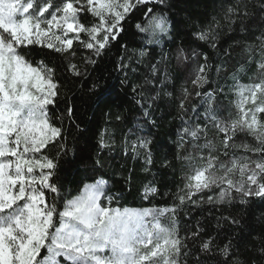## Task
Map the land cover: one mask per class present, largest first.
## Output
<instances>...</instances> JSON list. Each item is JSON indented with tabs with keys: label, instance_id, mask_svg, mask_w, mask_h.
<instances>
[{
	"label": "snow or ice",
	"instance_id": "snow-or-ice-1",
	"mask_svg": "<svg viewBox=\"0 0 264 264\" xmlns=\"http://www.w3.org/2000/svg\"><path fill=\"white\" fill-rule=\"evenodd\" d=\"M149 4L167 7V0H0V264H264V232L241 253L232 238L221 243L199 225L182 233L179 215L188 204L205 201L221 205L237 198L241 205L257 198L264 201V0H222L216 14L193 33L195 40L213 50H219L222 34H251L252 39L234 40L224 50L226 57L232 47H241L243 53L230 74L225 63L209 64L206 52L189 53L183 46L174 54L163 51V43L171 40L172 22L166 12ZM139 6L144 10L135 28L146 40L138 55L154 60L144 82L132 88L139 96L143 120L155 124L151 113L157 103H174L184 114L174 158L183 183L173 203L162 207L120 206L102 175L81 181L76 194L56 182L62 160L70 152L75 155L65 116L54 120L50 115V106L66 93L56 68L29 56L32 47L46 48L65 59L72 76L87 77V65L96 60L85 58L81 68L74 62L77 46L99 57L121 38L128 19L141 11ZM125 60L133 62L131 56H122V70L128 67ZM173 61L175 68H170ZM177 70L187 74L179 97L173 79ZM212 72L227 74L231 84L201 92L210 85ZM244 77L247 82H242ZM189 82L203 112L185 121L196 108L185 107L192 96ZM98 87L93 84L90 90ZM228 95L233 98L227 105L218 100ZM66 117L69 125L87 131L75 123L70 99ZM124 119L115 116L117 122ZM143 130L139 122L127 127L120 147L132 159L143 154L148 171L152 140L140 134ZM116 136L115 128L100 130L92 159L96 172L104 169L101 152L116 147ZM162 166L172 167L173 161L164 160ZM158 191L155 185H146L142 198ZM222 219L241 224L238 216Z\"/></svg>",
	"mask_w": 264,
	"mask_h": 264
},
{
	"label": "trees",
	"instance_id": "trees-1",
	"mask_svg": "<svg viewBox=\"0 0 264 264\" xmlns=\"http://www.w3.org/2000/svg\"><path fill=\"white\" fill-rule=\"evenodd\" d=\"M221 3L222 0H167V7H161L158 4L147 5V7L166 12L172 22L171 40H166L163 43V51L174 54L178 46H183L189 53L193 50L197 53L206 52L209 64L225 63L230 74L234 67L239 66L243 59V53L241 47H232L230 57H226L224 50L229 49L234 40L252 39L251 34L240 31H236L234 34H222L219 50L210 49L193 37V33L198 30L200 24L209 16L216 14ZM139 7L141 11L135 12L128 19L121 38L114 41L110 48L99 57H95L91 51L77 46L74 62L81 68L86 66L85 58L90 57L96 60L95 65H87L89 72L87 77L72 76L66 71L65 59L46 48L32 47L29 50V56L34 61L44 60L49 66L55 67L57 77L64 85L66 93L61 96L54 107L50 106V115L54 120L62 114L65 116L69 147L75 149V155L70 152L62 160L60 178L56 182L62 184L65 189H72L73 194H76L81 181L91 179L95 175H102L108 183L110 194L116 195L120 206L162 207L173 203V196L178 186H182L183 183L180 165L175 163L174 158L177 152V132L182 126L181 116L184 114L174 103H157L151 113L155 124L148 125L143 120L142 110L137 103L139 96L137 93H133L132 88L134 85L144 82V77L149 72V65L154 60L151 58L141 60L138 55V50L143 47L144 40H146V37L138 34L135 28V23L144 10V6ZM83 19L86 22L89 17L85 16ZM253 29L255 30V25H253ZM122 45H126L127 48H122ZM134 50L137 51L134 52ZM160 51V47L155 49V59H159ZM122 56H131L133 60L131 63L125 60L124 63L128 67L123 70L120 67ZM198 62L202 63L203 61ZM196 63L193 62L192 66L195 67ZM170 68H175V61L172 62ZM186 75L178 70L173 72L177 97L180 95ZM122 81L126 82L122 83ZM210 81V85H205L200 89L201 92L231 84V80L225 73L217 76L215 72H212ZM242 82H247L246 77L242 79ZM93 84H97L99 87L90 90ZM188 87L192 96L185 107L191 108L195 105L196 108H192L187 116H184L185 121L189 118H196L197 111L203 112V108L200 107V98L196 97V90L192 88L190 82ZM225 91L227 92L228 89L225 88ZM232 98L231 95L219 96L218 100L227 105ZM69 99L74 108L75 123L79 124L81 128L87 129L86 132L82 133L74 125H69L66 117ZM106 113H109L110 116L106 117ZM116 115L123 116L124 121L117 122ZM137 122L144 124V130L140 134L152 140L153 163L148 166V171H144L146 165L143 154L138 159H132L130 155H125L120 147L123 130ZM104 127L117 130L116 147L101 152V158L106 163L102 171L96 172L92 166V159L98 151V134ZM240 139H247V142L252 143L251 138L241 137ZM164 160L173 161V166L163 167ZM146 185H155L159 189L158 193L155 196L150 195L148 199H143L142 194ZM113 206H116L115 202ZM262 214H264V201L258 198L250 205H241L238 198L233 204L224 205L209 204L205 201L199 206L188 204L180 210V228L182 233L185 229L191 232L199 225L207 234L216 236L221 243L225 237H230L233 244L243 253L245 247H251L255 238L264 232V215ZM229 216L240 217L241 224L239 226L230 225L222 219V217Z\"/></svg>",
	"mask_w": 264,
	"mask_h": 264
}]
</instances>
